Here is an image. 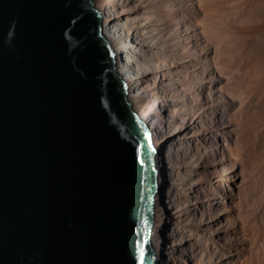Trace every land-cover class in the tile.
<instances>
[{
	"label": "water",
	"instance_id": "obj_1",
	"mask_svg": "<svg viewBox=\"0 0 264 264\" xmlns=\"http://www.w3.org/2000/svg\"><path fill=\"white\" fill-rule=\"evenodd\" d=\"M103 17L93 0H0V264H156L166 165Z\"/></svg>",
	"mask_w": 264,
	"mask_h": 264
},
{
	"label": "bare ground",
	"instance_id": "obj_2",
	"mask_svg": "<svg viewBox=\"0 0 264 264\" xmlns=\"http://www.w3.org/2000/svg\"><path fill=\"white\" fill-rule=\"evenodd\" d=\"M93 2L104 15L102 32L129 84L132 106L166 165L151 232L156 264H247L241 258L249 244L236 226L240 211L234 212L241 195L234 117L241 107L235 101L245 105L247 95L229 66H241L242 51L239 61L231 45L245 32L243 19H259L262 12L239 0Z\"/></svg>",
	"mask_w": 264,
	"mask_h": 264
},
{
	"label": "rangeland",
	"instance_id": "obj_3",
	"mask_svg": "<svg viewBox=\"0 0 264 264\" xmlns=\"http://www.w3.org/2000/svg\"><path fill=\"white\" fill-rule=\"evenodd\" d=\"M239 2L244 3V8L252 7V10L256 13H258V10L262 12L259 19H243L245 21L242 23V30H245V32L239 36V40L232 42L231 45L233 49L234 47L237 49H234V51L237 52L238 60L240 61V57H242L243 62L241 60V66H235L231 61L230 63H233V66L232 64L229 66L230 71L233 69L234 77H237L236 82L238 79V86L242 88V91L240 90L242 96L244 92L247 95L246 102L248 103L244 101L245 105L240 106L243 101H235L236 104L238 103L235 108L241 107L234 116L237 122L235 132L240 143L238 144L240 150L238 149L239 152H237L238 155L241 154L240 157L236 158L235 163V168H238L237 170L241 172L238 179V183L241 184V195L239 196L240 200L236 199V202L239 201L241 204L236 203L237 209L235 207L234 212L236 215V212L240 211V219H237L239 225L236 226L238 229H243L250 246V250L248 246L247 252H242L241 260L249 264L256 257L264 260V0H239ZM238 41L246 42L245 44L250 47L249 51L245 47L246 45H244L246 51L242 49L243 45L241 46ZM236 46H241V50L240 47ZM239 53L241 54L240 57ZM234 77L232 76V80H234ZM239 102L241 103L239 104ZM235 108L233 111H236ZM166 123L168 126L169 120ZM167 242L168 240L165 237L163 245L166 246ZM166 251L163 252L166 253ZM240 262L238 261L236 264H240Z\"/></svg>",
	"mask_w": 264,
	"mask_h": 264
},
{
	"label": "built area",
	"instance_id": "obj_4",
	"mask_svg": "<svg viewBox=\"0 0 264 264\" xmlns=\"http://www.w3.org/2000/svg\"><path fill=\"white\" fill-rule=\"evenodd\" d=\"M128 88H129V86H128ZM128 92H129V90H128ZM169 118L170 117H168L167 115H165L164 116V119H163L164 120L163 122H168ZM157 259H158V257H157ZM156 263H157V260H156Z\"/></svg>",
	"mask_w": 264,
	"mask_h": 264
},
{
	"label": "clouds",
	"instance_id": "obj_5",
	"mask_svg": "<svg viewBox=\"0 0 264 264\" xmlns=\"http://www.w3.org/2000/svg\"><path fill=\"white\" fill-rule=\"evenodd\" d=\"M114 53H115V51H114ZM117 62V61H116Z\"/></svg>",
	"mask_w": 264,
	"mask_h": 264
}]
</instances>
